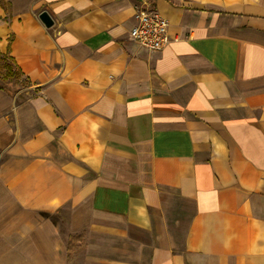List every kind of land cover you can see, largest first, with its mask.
<instances>
[{"label":"crops","instance_id":"crops-1","mask_svg":"<svg viewBox=\"0 0 264 264\" xmlns=\"http://www.w3.org/2000/svg\"><path fill=\"white\" fill-rule=\"evenodd\" d=\"M3 2L0 264H264V0Z\"/></svg>","mask_w":264,"mask_h":264},{"label":"built area","instance_id":"built-area-1","mask_svg":"<svg viewBox=\"0 0 264 264\" xmlns=\"http://www.w3.org/2000/svg\"><path fill=\"white\" fill-rule=\"evenodd\" d=\"M134 19L129 38L139 48L159 52L170 43L168 21L157 10L143 6L135 11Z\"/></svg>","mask_w":264,"mask_h":264},{"label":"trees","instance_id":"trees-1","mask_svg":"<svg viewBox=\"0 0 264 264\" xmlns=\"http://www.w3.org/2000/svg\"><path fill=\"white\" fill-rule=\"evenodd\" d=\"M1 1L2 6H4V9H6V4H4L3 0ZM3 69L6 70V73L1 77L3 82L0 83V90H3L9 95L13 96L17 92L18 87H21L19 82L22 74L20 69L15 65L14 61H12L10 57L0 55V73ZM25 84H29V81L26 80L24 82V85ZM73 241H82V236H72L69 238L68 253L71 251V245L73 244Z\"/></svg>","mask_w":264,"mask_h":264},{"label":"water","instance_id":"water-1","mask_svg":"<svg viewBox=\"0 0 264 264\" xmlns=\"http://www.w3.org/2000/svg\"><path fill=\"white\" fill-rule=\"evenodd\" d=\"M39 20L41 21V23L46 27V28H50L53 25V21L51 19V17L49 16V14L45 11H42L39 14Z\"/></svg>","mask_w":264,"mask_h":264},{"label":"rangeland","instance_id":"rangeland-1","mask_svg":"<svg viewBox=\"0 0 264 264\" xmlns=\"http://www.w3.org/2000/svg\"><path fill=\"white\" fill-rule=\"evenodd\" d=\"M5 73H6V70L5 69H3L2 71H1V73H0V83H2L3 81L1 80L2 78V76L3 75H5ZM20 86H23L24 85V81L23 80H21L20 82Z\"/></svg>","mask_w":264,"mask_h":264}]
</instances>
